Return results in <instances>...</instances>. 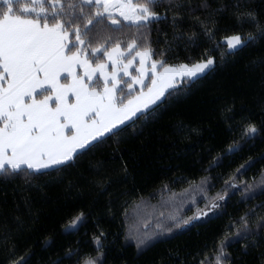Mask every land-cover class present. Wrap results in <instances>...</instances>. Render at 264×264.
Segmentation results:
<instances>
[{
    "label": "snow or ice",
    "instance_id": "snow-or-ice-1",
    "mask_svg": "<svg viewBox=\"0 0 264 264\" xmlns=\"http://www.w3.org/2000/svg\"><path fill=\"white\" fill-rule=\"evenodd\" d=\"M133 28L123 38V30ZM246 50L252 53L248 67L259 70V90L251 98L233 95L217 110L230 133L226 147L209 156L198 184L176 179L157 190L161 197H175L172 185L188 183L200 195L183 197L190 201L184 214L165 222L161 212L155 230L127 231L124 237L137 250L156 239L164 242L174 231L207 223L210 214L223 215L238 194L244 207L195 254L201 257L196 264H264V200L252 203L264 197V166L246 178L264 161V151L211 175L243 145H264V0H0V184L15 185L11 194L0 191V264H109L104 218H116L120 196L145 206L153 198L135 186L124 192L114 187L136 179L120 138L129 129L135 134L138 121L156 118L169 100L189 93ZM175 127L189 135L204 131L183 120ZM109 148L107 156L84 165L86 157ZM117 161L118 167L109 166ZM72 173L76 183L69 180L65 191L75 190L79 199L87 189L95 198L71 206L60 227L65 235L84 228L91 249L81 254L77 241L55 259L42 258L33 240L32 193ZM217 179L222 185L211 195ZM127 205L120 204L125 219ZM168 206L169 201L161 203ZM50 243L46 236L41 247L47 251ZM179 254L170 252L169 259Z\"/></svg>",
    "mask_w": 264,
    "mask_h": 264
},
{
    "label": "trees",
    "instance_id": "trees-1",
    "mask_svg": "<svg viewBox=\"0 0 264 264\" xmlns=\"http://www.w3.org/2000/svg\"><path fill=\"white\" fill-rule=\"evenodd\" d=\"M123 32V38L126 39L135 32V29H124ZM152 38L155 39V34ZM182 55L183 53H181ZM251 59L252 53L246 50L233 61L224 66H218L215 72L201 80L189 93L169 100L156 118L138 121L135 134L129 129L128 134L120 138L119 148L129 162L130 173L136 179L134 185L132 181H129L126 185H115L114 187L118 192H124L135 186L145 198H148L150 193L153 194V198L149 200L148 204L156 207V213L154 216L148 217L146 211L138 209L143 205L142 202L133 196H120L117 199V203L114 205L117 213L116 218H104V227L109 233L106 244L109 252V264H175L178 261H183V264H196V260L201 257L195 254L202 251V246L223 230L230 215L235 216L244 207L238 203L240 200L238 194L232 196L227 201L223 215L212 218L210 214L207 223L201 222L197 228H192L187 232L174 231L173 234L162 238L164 242H161L160 239L153 240L141 250H137L132 240L124 238L127 231L142 234L145 231L144 228L149 231L155 230L157 221L161 219L156 216H159L161 212L164 214L171 212L169 216L184 214L190 201L183 197H198L200 195L198 191L193 193L188 183L172 185L175 197L170 194L161 197L157 190L161 184L176 179L195 181L198 184L200 177L206 175L202 169L207 167L209 156L222 151L230 136L225 126L220 123L217 110L233 95L251 98L252 94L259 90V70L254 72L248 67ZM239 108L240 101L238 99L236 109L239 110ZM181 120L190 126L202 127L204 131L200 135L179 133L175 126ZM260 151H264V145L259 142L255 147L243 145L242 151L224 159L222 166L216 168L211 175L216 177L234 169L243 163V157L249 154H258ZM109 152H111L110 148L97 151L94 156L85 158L84 165L86 166L90 159L97 160L107 156ZM118 165L119 161L109 166L118 167ZM262 166H264V161L254 165L248 171L246 178L250 179L257 175ZM69 180L76 183L75 173L65 174L62 183L53 182L43 193H32L36 201L37 215L31 227L34 229L33 240L36 252L42 258L51 256L52 259H55L57 254H63L62 250L66 246L77 247V241H79L81 254L87 253L91 249V244L84 235V228L80 229L78 235H65L60 227L71 206L79 203L90 204L95 198V193L89 192L87 189L83 190V196L79 199L75 190L66 192L65 186ZM212 183L215 184V188L212 189L211 195H215L220 189L222 181L217 179ZM195 186L193 184V187ZM14 187L15 185L11 184L7 186L0 184V191L11 194ZM168 198H176L175 206L173 208L161 207V203ZM125 200L128 201L127 219L119 215L122 211L120 204ZM260 200H264V197H260L252 203L258 204ZM191 214V212L187 213V215ZM146 218L148 222L155 219L145 225L146 222L143 223L142 219ZM164 220L167 222V219ZM152 223L153 226H151ZM46 236L51 237L50 247H47V251L41 247ZM177 249L180 250L179 256L169 259V253Z\"/></svg>",
    "mask_w": 264,
    "mask_h": 264
},
{
    "label": "rangeland",
    "instance_id": "rangeland-1",
    "mask_svg": "<svg viewBox=\"0 0 264 264\" xmlns=\"http://www.w3.org/2000/svg\"><path fill=\"white\" fill-rule=\"evenodd\" d=\"M165 201H169L170 202V206H168L169 208H173L174 206H175V201H176V198H168L167 200H165ZM138 209H141V210H144V211H146L147 212V216L148 217H152V216H154L155 215V213H156V207H154V206H152V205H150V204H147V206H145L144 204L143 205H141ZM171 213V212H170ZM170 213H167V214H164V219H167L168 217H169V214ZM156 217H160V215L159 216H156ZM161 218V217H160ZM155 219V218H154ZM153 219V220H154ZM153 220H151L150 222H148V219L146 218V219H142V221H143V223L144 222H146L145 223V225H147L148 223H151V222H153ZM151 226H153V223L151 224ZM146 228H144V230H145ZM143 230V231H144ZM149 231V230H148ZM131 241V240H130Z\"/></svg>",
    "mask_w": 264,
    "mask_h": 264
}]
</instances>
